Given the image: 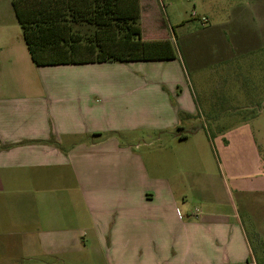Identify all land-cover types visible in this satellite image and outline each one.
Wrapping results in <instances>:
<instances>
[{"label":"crops","instance_id":"obj_1","mask_svg":"<svg viewBox=\"0 0 264 264\" xmlns=\"http://www.w3.org/2000/svg\"><path fill=\"white\" fill-rule=\"evenodd\" d=\"M184 3L206 19L200 28L172 25ZM139 5L142 39L170 41L175 59L36 66L14 11L0 7V253H89L98 264H254L238 213L242 207L256 222L264 212V161L254 137L215 138L222 167L203 181L226 208L184 215L163 141L178 145L172 157L193 161L196 173L191 155L216 150L207 134L198 138L197 125L174 133L195 121L197 108L178 39L201 62L196 67L221 78L222 97L212 106L264 101V0ZM149 133L156 137L145 141ZM256 231L261 239L264 229Z\"/></svg>","mask_w":264,"mask_h":264},{"label":"rangeland","instance_id":"obj_2","mask_svg":"<svg viewBox=\"0 0 264 264\" xmlns=\"http://www.w3.org/2000/svg\"><path fill=\"white\" fill-rule=\"evenodd\" d=\"M11 2L12 0H0V7L4 8L5 12L7 11L8 16L13 15ZM164 12L170 16V8H164ZM159 13L162 16L160 11ZM195 13H199L200 15L198 14L199 16L196 15V17H194L193 14ZM177 14L178 17L175 20L179 22H173V20H171V23L172 25H176L175 23H178L177 25L187 24L185 28L179 29L181 32H190L195 30L193 26L200 28L202 25V13L196 12L191 3L182 4L178 8ZM190 26H192V28ZM73 27L74 31H79V33H86V31H89L86 25H74ZM143 27L145 33H148L152 26H149L148 22L143 21ZM173 29H176V26ZM179 30H177L178 34L180 33ZM177 48L181 54L186 75L190 79L197 107L193 118L195 121L191 124L183 123L182 128H180L178 132H192L197 125L195 129L199 131L198 138L207 134L210 143H213L216 150L212 149L209 145L207 152L199 150L196 154L191 155L190 159L196 160V164L199 168V171L196 173L195 168L197 166L193 161L185 164V162H180V160L172 157L173 153L169 149H174V151L178 153V150H175L178 145H170L164 139L163 144L167 145L165 165L168 167V172L172 174L170 179L174 180L173 183L178 184L177 190H179V192H176V194L178 201L180 202V200H182L181 204L178 205L182 215L187 211L198 214L199 212L205 213L210 209L218 208L217 210H223L226 208V204L221 203V205H215L212 196L208 192L209 188H207L206 183L203 181L204 175L206 174L218 176L220 171L219 166L222 167L223 159L217 148L218 141H216L215 138L218 136H253L258 146L259 156L262 158V161H264V101L257 102V106L250 109L218 108L216 103L215 106H212L213 103H210V99L214 98L215 100V98H218L216 100L219 101L222 97L221 93L217 92V89L221 85V78H218L212 70L203 68L201 65L196 67L201 62L194 60L192 62L191 55H189L187 51V45L182 44L180 39L177 40ZM181 120H184V118H181ZM205 127H207V129H204ZM175 132H177V130H174V133ZM155 135V133H149L150 137H145L144 140H154L156 137ZM126 139L127 137H123V140ZM182 147L185 149L188 148L187 145H182ZM143 150L145 149H142V151ZM261 164L264 168V163ZM168 176L169 174L166 172V177L169 178ZM246 182L252 183L255 181H249L247 179ZM196 192L200 194V196H198L199 198L195 197ZM232 199H235V203L237 207H239L238 204L240 205V203L236 201L234 194L231 200ZM182 202L185 203V206L182 205ZM259 207L260 206H258V208ZM238 213L251 245V259H249V262L264 264V236L259 239L255 234V232H257V226L264 229V212H262L260 208L258 209V218L256 222L252 220L248 214L246 215L242 207L238 208ZM58 257V259L55 257H47L42 253L30 254L24 250L21 253L11 251L0 253V264H98L95 258L89 253H78Z\"/></svg>","mask_w":264,"mask_h":264},{"label":"trees","instance_id":"obj_3","mask_svg":"<svg viewBox=\"0 0 264 264\" xmlns=\"http://www.w3.org/2000/svg\"><path fill=\"white\" fill-rule=\"evenodd\" d=\"M11 4L36 66L177 57L170 41L142 39L139 0H12ZM74 25H86L89 31L79 33ZM178 137L183 140L186 135Z\"/></svg>","mask_w":264,"mask_h":264},{"label":"built area","instance_id":"obj_4","mask_svg":"<svg viewBox=\"0 0 264 264\" xmlns=\"http://www.w3.org/2000/svg\"><path fill=\"white\" fill-rule=\"evenodd\" d=\"M193 15H195V14H193ZM201 22H202V23H205V22H206V19H205V18H202V19H201Z\"/></svg>","mask_w":264,"mask_h":264}]
</instances>
